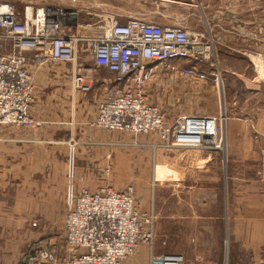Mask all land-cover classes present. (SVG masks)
Masks as SVG:
<instances>
[{"label": "crops", "instance_id": "0c3cea01", "mask_svg": "<svg viewBox=\"0 0 264 264\" xmlns=\"http://www.w3.org/2000/svg\"><path fill=\"white\" fill-rule=\"evenodd\" d=\"M163 1L188 8L176 26L200 36H209L210 31L214 37L225 38L226 45L215 44L220 53L230 57L232 75L223 78L222 101L220 91L211 83L181 75L179 70L189 66L186 61H173L159 71L150 93L155 100L164 97L165 106L176 115L218 117L222 113L226 118L225 150H203V160L214 168L211 174L196 176L195 184L190 176H182L187 182L182 184L187 186H179L177 179L168 182L163 198L164 225H153L151 249L146 253L144 246L139 247L122 264H145L147 256L149 264L164 256L181 257L177 264H264V84L252 78L248 62L237 56L248 49L264 52V16L260 22L253 19L251 0ZM61 2L77 11L91 4V0ZM221 11L227 13L225 18H219L224 15ZM66 13L70 21L64 31L73 37L109 34V29L105 33L88 31L84 17L75 16L74 11ZM168 20L173 18L155 24L174 25ZM77 52L79 57L86 55L82 65L90 73L82 76L88 89L67 94L58 84L60 79L48 77L47 66L30 67L31 76L38 81L37 91L44 86L41 82L45 87L51 82L53 92L33 95L29 115L35 125L0 127V264H22L35 249L51 251L60 261L69 254L63 219L81 191L91 192L78 183L87 177L91 185L94 176L92 165L81 171L73 151L109 147L108 131L95 128L93 122L97 105L115 86L114 75L90 58L87 42L80 43ZM199 70L209 73L205 65ZM220 71L221 75L226 72ZM179 79L181 83L176 84ZM181 93L184 99L177 98ZM159 142L157 134L149 133L141 136L138 144L129 141L119 148L155 150Z\"/></svg>", "mask_w": 264, "mask_h": 264}, {"label": "built area", "instance_id": "2783aa9c", "mask_svg": "<svg viewBox=\"0 0 264 264\" xmlns=\"http://www.w3.org/2000/svg\"><path fill=\"white\" fill-rule=\"evenodd\" d=\"M69 21L59 7H25L18 13L13 5L0 2V127L35 125L29 115L34 99L30 67L72 64L79 42L86 41L91 59L114 75L115 84L98 105L94 126L132 136L155 133L169 149L225 150L221 114L184 115L168 123L147 101V85L173 61L189 64L179 70L184 77L209 82L218 90L222 87L217 68L209 64L208 74L199 70L214 53L209 46L200 47V35L184 26L127 19L113 20L105 37L83 40L64 31ZM245 53L255 79L264 82L263 58ZM73 82L77 89L89 88L79 75ZM151 223L152 219L137 215L126 192L84 190L63 219L69 254L60 261L51 251L35 249L22 264H121L140 243H151ZM181 261L164 256L152 264Z\"/></svg>", "mask_w": 264, "mask_h": 264}, {"label": "rangeland", "instance_id": "374dc122", "mask_svg": "<svg viewBox=\"0 0 264 264\" xmlns=\"http://www.w3.org/2000/svg\"><path fill=\"white\" fill-rule=\"evenodd\" d=\"M63 0H0V2H5L13 5L18 13H21L25 7H39V6H54V7H61V9H66L65 11H74L75 16H82L88 21V25L86 29L93 30L95 33L99 32H106L109 29L110 23L114 21H125L127 19H140L150 23H161L165 22L164 18L171 17L173 20H168L170 24H180V18L185 14L187 11V7L181 5H170L166 4L163 0H91L90 5H86L83 10L77 11L76 8L68 6L66 2H61ZM68 1V0H64ZM252 1V12L253 19H256L260 22L261 18L264 16V0H251ZM227 7V6H225ZM239 7V6H238ZM78 8V7H77ZM169 12V15H165V11ZM77 11V12H76ZM196 17L200 18L202 15L200 12L196 11ZM224 13L220 19L225 18L227 13ZM205 16V12L203 11ZM248 15V13H247ZM175 19L179 21H174ZM197 20V19H196ZM195 20V21H196ZM182 23V22H181ZM193 24V23H192ZM210 28V27H209ZM261 29V27H258ZM196 35V34H193ZM225 35V34H224ZM80 38V37H78ZM83 40H88L91 38H80ZM86 42L81 41L79 42ZM215 42L219 43L220 45H226L225 38L221 36L214 37L209 31L208 35H202L200 38V47L209 46L214 50V53L210 55V60L207 63V68L210 66H214L217 68L221 74L220 70L225 69L224 74L221 75L222 79V87H220V95L221 100L223 101V78L227 79L226 75H232V71L228 70L230 57H228L227 53H220L217 48ZM78 44V45H79ZM248 51L253 52L255 54L260 55L264 60V52L255 50V49H248ZM248 53H242L237 56H241L242 59L248 62V66L250 67L251 76L255 79L252 70L250 60L247 57ZM76 60L72 64H57V65H45L50 70L49 78H54L55 76L60 79L58 84L62 86L63 92L67 94L78 93V89L74 85V75H79L81 77L82 74L86 75L90 73L83 67V63L85 61L86 55H81L79 57L78 52L76 53ZM88 56V55H87ZM90 56V55H89ZM233 56V55H232ZM91 58V57H90ZM90 60V59H89ZM81 66V67H80ZM226 66L227 68H225ZM44 66H40L42 68ZM74 67V68H73ZM224 67V68H223ZM39 68V67H38ZM73 68V69H72ZM79 68V69H78ZM210 68V67H209ZM208 68V69H209ZM211 69V68H210ZM85 70V71H84ZM34 71V70H33ZM31 73L32 70H29ZM55 73V74H54ZM158 75V74H157ZM38 78V76H36ZM187 78V77H186ZM84 79V77H83ZM32 85H33V95L36 93H44L49 94L53 92V87L50 86L51 82L45 83L44 86H40V91H37L36 84L33 77L31 76ZM184 80V79H183ZM176 84L181 83V80H176ZM152 83L148 84L146 87V94H147V101L150 105L154 106L158 111L163 113L166 117V122L170 123L173 119L180 117L182 115H176L169 109L166 105V100L161 95L159 96L158 100L154 99V94L152 95L151 92V85ZM54 83V82H53ZM264 84V82H261ZM40 85V82H39ZM193 84H188L187 87L193 88ZM196 86V85H195ZM45 88V89H44ZM239 93H240V88ZM176 93V91L174 92ZM177 95V94H176ZM184 93L181 95H177L178 99H184ZM220 100V101H221ZM102 102V101H101ZM100 102V103H101ZM99 103V104H100ZM98 104V105H99ZM178 104H180L178 102ZM97 105V107H98ZM188 105V104H185ZM97 110V109H96ZM97 114V111H96ZM222 115V122L221 126L224 129V144H225V122L226 118ZM97 116V115H96ZM219 116V115H218ZM96 118V117H95ZM95 121V120H94ZM94 126V122H93ZM95 128H98L94 126ZM139 137L135 138V136L130 135L126 132L120 131H108V143L109 147L107 150H100V148L92 147L91 149H74V155H78L79 163L77 166H80L82 172H86L85 169L92 165L93 169V179L90 183L87 182L86 178L84 177L83 180L78 183L81 187H86L91 193L99 192L104 188H109L111 190L117 192H126L131 195L133 199L134 209L137 215L141 219H152V223L150 225H164L163 219L166 217L164 211V201L163 198L165 196L166 185L171 180L178 181V185H184L182 176H190L193 177L191 184H195L193 180H195L196 176L201 174H211L212 169L214 167L211 166L207 161L203 160V150L199 149H169L163 147L160 139L158 148L155 150H142L138 147H120L119 145L125 142H133L138 144L139 138L141 136H148V134L138 135ZM118 147H116V145ZM206 151V150H205ZM72 152V150H70ZM103 155H102V153ZM69 155V150H68ZM93 157V161L90 162V159ZM222 161L224 162V157H221ZM224 163L221 165V175H224ZM184 183V184H182ZM90 186L92 187L90 189ZM178 186V187H179ZM100 187H103L100 189ZM161 199L159 202L158 200ZM182 216V215H178ZM64 229V225H63ZM145 231H150L148 227H145ZM153 232V230H152ZM65 242V240H64ZM154 242V232H153V239L151 243L148 244H139L136 249L141 246L146 248V253L148 249L152 247ZM152 244V245H151ZM63 245V241L61 243ZM51 247V246H49ZM151 249V248H150ZM135 253V252H134ZM134 253L131 255L133 256ZM129 256L128 258H130ZM127 258V259H128ZM126 259V260H127ZM124 260V261H126ZM123 261V262H124ZM122 262V263H123ZM121 263V264H122ZM148 263V256L147 261L145 264ZM154 263V262H152ZM150 262V264H152ZM149 264V263H148Z\"/></svg>", "mask_w": 264, "mask_h": 264}, {"label": "bare ground", "instance_id": "6f19581e", "mask_svg": "<svg viewBox=\"0 0 264 264\" xmlns=\"http://www.w3.org/2000/svg\"><path fill=\"white\" fill-rule=\"evenodd\" d=\"M219 87H221V86H219ZM219 91H220V89H219ZM184 116V115H183ZM224 130V129H223Z\"/></svg>", "mask_w": 264, "mask_h": 264}]
</instances>
